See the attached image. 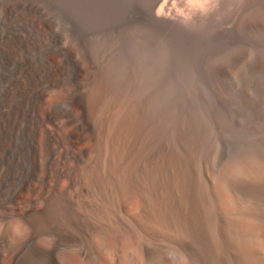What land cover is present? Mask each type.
Wrapping results in <instances>:
<instances>
[{
  "label": "bare ground",
  "instance_id": "1",
  "mask_svg": "<svg viewBox=\"0 0 264 264\" xmlns=\"http://www.w3.org/2000/svg\"><path fill=\"white\" fill-rule=\"evenodd\" d=\"M184 1L163 0L155 15L177 17L171 4ZM27 80L0 91V165L6 166V194L32 188L18 173L26 165L27 173H37L28 140L43 135L48 153L42 162L52 177L45 184L56 204V257L34 244L15 250L13 264H264L263 139L253 146L247 142L249 148L231 160H216L199 142L184 139L185 132L180 139L170 132L152 111L155 106L150 110L133 93L101 83L72 94L59 109L44 98L56 88V78ZM72 103L78 105L75 112L69 110ZM11 202L19 231H37L50 221L47 210L30 199L21 207L12 195Z\"/></svg>",
  "mask_w": 264,
  "mask_h": 264
},
{
  "label": "rangeland",
  "instance_id": "2",
  "mask_svg": "<svg viewBox=\"0 0 264 264\" xmlns=\"http://www.w3.org/2000/svg\"><path fill=\"white\" fill-rule=\"evenodd\" d=\"M162 2L0 0V91L24 84L28 77L36 81L54 77L57 89L46 91L44 98L54 105L57 102L56 108L61 109L72 94H86L104 83L112 90L133 93L130 96L138 97L150 110L155 106L152 111L159 112L170 132L179 139L185 132L184 139L199 142L216 160H231L251 143L260 144L264 140V0L173 2L177 17L167 19L155 15ZM249 20L252 25L245 24ZM73 65L81 72H75ZM70 105L69 110L75 112L78 105ZM68 126L64 124L62 130ZM28 141L33 146L29 157L38 164V171L27 173L26 165L18 178L32 188L6 194V166L0 165V243L6 253L1 264H13L15 250L31 249L34 244L50 248L56 257V204L53 191L45 184L52 177L42 162L48 146L43 135ZM12 195L21 207L30 199L45 208L50 221L37 231L15 229L19 216L10 214Z\"/></svg>",
  "mask_w": 264,
  "mask_h": 264
}]
</instances>
